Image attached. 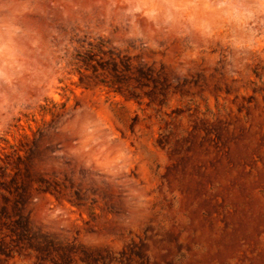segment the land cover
Wrapping results in <instances>:
<instances>
[{"label": "rangeland", "instance_id": "374dc122", "mask_svg": "<svg viewBox=\"0 0 264 264\" xmlns=\"http://www.w3.org/2000/svg\"><path fill=\"white\" fill-rule=\"evenodd\" d=\"M0 25V264H264L261 0H0Z\"/></svg>", "mask_w": 264, "mask_h": 264}, {"label": "clouds", "instance_id": "9594fccd", "mask_svg": "<svg viewBox=\"0 0 264 264\" xmlns=\"http://www.w3.org/2000/svg\"><path fill=\"white\" fill-rule=\"evenodd\" d=\"M261 4H262V6H264V0H261ZM0 27H2V25H0ZM7 31H8L9 38H10L11 35L14 34V30L12 29L11 26H9ZM10 52H11V49L8 48L7 46L0 47V54H9Z\"/></svg>", "mask_w": 264, "mask_h": 264}]
</instances>
